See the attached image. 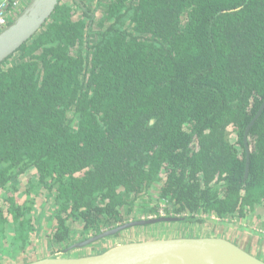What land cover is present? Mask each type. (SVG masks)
<instances>
[{"label": "trees", "instance_id": "obj_1", "mask_svg": "<svg viewBox=\"0 0 264 264\" xmlns=\"http://www.w3.org/2000/svg\"><path fill=\"white\" fill-rule=\"evenodd\" d=\"M81 2L0 64V257L32 245L40 194L54 245L72 224H124L140 196L148 216L157 200L191 222L264 223V0H109L84 50Z\"/></svg>", "mask_w": 264, "mask_h": 264}, {"label": "water", "instance_id": "obj_2", "mask_svg": "<svg viewBox=\"0 0 264 264\" xmlns=\"http://www.w3.org/2000/svg\"><path fill=\"white\" fill-rule=\"evenodd\" d=\"M63 1L32 0L19 17L0 34V64L40 33ZM75 1L82 4L81 0ZM263 109L264 104L256 119ZM254 122L255 120L250 127ZM187 221L191 220L184 216L149 217L131 221L77 242L62 253H55L27 264H264V260L235 242L212 236L142 239L103 247L88 253L80 252L96 242L128 229L164 222Z\"/></svg>", "mask_w": 264, "mask_h": 264}, {"label": "rangeland", "instance_id": "obj_3", "mask_svg": "<svg viewBox=\"0 0 264 264\" xmlns=\"http://www.w3.org/2000/svg\"><path fill=\"white\" fill-rule=\"evenodd\" d=\"M64 1H70V0H64ZM109 0H84L85 5L91 10V12L95 13L96 16L94 17V23L92 26L93 33L87 36V39H85L83 50L86 48V45H92V43H96L98 41V34L101 30V27L99 26L100 22L102 21V10L105 9V4ZM82 14L81 10H78L77 16ZM17 58V55L15 58L13 57L12 62L15 61ZM84 77H81V80H83ZM71 117V113L69 114ZM232 139L236 140V134L233 132L231 135ZM13 187L17 188L19 190V193L23 192L26 188V178L22 179H15L13 180ZM14 188L9 190L10 194L14 193ZM44 194L37 195L36 197V210L38 219H35V230L33 233H31V240L32 245L28 248L27 252L25 254H19L13 253L12 250H7V253L0 257V264H27L29 262L38 260L45 256H50L55 253H62L65 249L70 247L71 245L81 242L83 240H86L92 236H95L96 234H91L89 232L88 234H83L81 231L80 225L72 224V227L74 230H76V234L73 237V240L70 241L68 244H62V245H54L50 238L49 234L52 231V228L49 227L50 224H48L47 220H44L45 218H50V216L47 214H44L43 211H47L49 207L51 206V199L47 200V202H44L47 198L44 197ZM143 196H140L134 203V211L131 215H128V206L125 208L124 213L126 215V221L125 223H129L131 221H137L141 219L148 218L147 213H142V210H147V207H143L142 199ZM25 198V196H23ZM153 204V205H152ZM161 206H170V204H167L165 201H152L151 208L159 205ZM142 207L144 209H142ZM41 209H43L41 211ZM151 216V215H150ZM166 216H173V215H167ZM252 223V220H251ZM263 223V222H262ZM253 225V224H251ZM254 226V225H253ZM251 227L248 222H235L230 219H219L216 217H211L208 220H206L203 223L200 222H178V223H171V222H164L156 225L151 226H144V227H135L132 229L125 230L121 233H119L116 236L106 238L102 241L96 242L90 246H88L85 249H82L80 252H91L95 250H99L103 247H110L111 245L119 244V243H127L134 240H142V239H151V238H178V237H200L196 233L198 231H201L200 234L202 235H211L212 237H221L225 238L230 241H234L235 243H238L242 246H247L250 249L260 250V252L264 249V237L261 236V234H264V229ZM264 227V225H263ZM10 232V231H9ZM8 232V233H9ZM10 236V234H9ZM11 236L8 238L7 243L5 244V247L8 246ZM7 249V248H6Z\"/></svg>", "mask_w": 264, "mask_h": 264}, {"label": "built area", "instance_id": "obj_4", "mask_svg": "<svg viewBox=\"0 0 264 264\" xmlns=\"http://www.w3.org/2000/svg\"><path fill=\"white\" fill-rule=\"evenodd\" d=\"M32 0H0V34L12 24ZM162 206L159 215H149L148 218L165 217L166 213Z\"/></svg>", "mask_w": 264, "mask_h": 264}, {"label": "crops", "instance_id": "obj_5", "mask_svg": "<svg viewBox=\"0 0 264 264\" xmlns=\"http://www.w3.org/2000/svg\"><path fill=\"white\" fill-rule=\"evenodd\" d=\"M142 199H143V197H142ZM143 202H145L146 203V205H148V203H149V198L148 199H144L143 200ZM44 220H47L48 222V224H50V218H45ZM251 220H252V223H251ZM232 221H235V222H244V221H246V222H248V224L251 226V227H253V228H255L254 226H256L257 228H260V229H264V227H263V225H264V223H258V221H256V219H255V217H250V218H246V219H243V220H232ZM251 224H253V225H251ZM49 227H51V224L49 225ZM201 231H198L196 234L197 235H199L200 237H211V235H200V234H198V233H200ZM264 233V232H263ZM261 236L262 237H264V234H261ZM192 237H194V236H192ZM234 242V241H233ZM237 245H239L238 243H236ZM239 246H241L242 248H244V249H246V250H248L250 253H252L253 255H255V256H257L258 258H260V259H262V260H264V249L260 252V250H256L257 252H255V250H253V249H250L249 250V248L247 247V246H242V245H239ZM45 257H47V256H45ZM43 258V257H42Z\"/></svg>", "mask_w": 264, "mask_h": 264}]
</instances>
